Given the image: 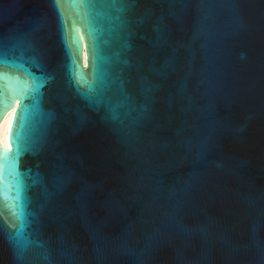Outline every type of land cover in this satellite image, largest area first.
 Listing matches in <instances>:
<instances>
[{
    "label": "water",
    "instance_id": "obj_1",
    "mask_svg": "<svg viewBox=\"0 0 264 264\" xmlns=\"http://www.w3.org/2000/svg\"><path fill=\"white\" fill-rule=\"evenodd\" d=\"M12 109L0 264H264V0H0Z\"/></svg>",
    "mask_w": 264,
    "mask_h": 264
},
{
    "label": "bare ground",
    "instance_id": "obj_2",
    "mask_svg": "<svg viewBox=\"0 0 264 264\" xmlns=\"http://www.w3.org/2000/svg\"><path fill=\"white\" fill-rule=\"evenodd\" d=\"M84 63H86V53L85 52H84ZM13 115H14V109H12L11 114L6 115L0 123V142L3 146L8 145L9 129L11 126Z\"/></svg>",
    "mask_w": 264,
    "mask_h": 264
},
{
    "label": "snow or ice",
    "instance_id": "obj_3",
    "mask_svg": "<svg viewBox=\"0 0 264 264\" xmlns=\"http://www.w3.org/2000/svg\"><path fill=\"white\" fill-rule=\"evenodd\" d=\"M23 230V224L21 223L19 226H18V229H17V233L18 235L22 232Z\"/></svg>",
    "mask_w": 264,
    "mask_h": 264
}]
</instances>
